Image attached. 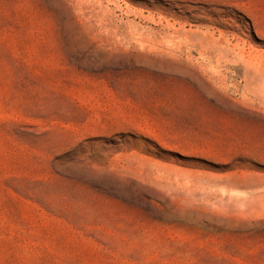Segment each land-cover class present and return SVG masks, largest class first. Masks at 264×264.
Here are the masks:
<instances>
[{
    "label": "rangeland",
    "instance_id": "obj_1",
    "mask_svg": "<svg viewBox=\"0 0 264 264\" xmlns=\"http://www.w3.org/2000/svg\"><path fill=\"white\" fill-rule=\"evenodd\" d=\"M0 264H264V0H0Z\"/></svg>",
    "mask_w": 264,
    "mask_h": 264
}]
</instances>
